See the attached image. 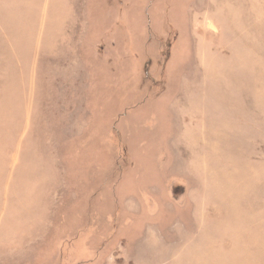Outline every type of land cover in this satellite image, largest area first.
<instances>
[{
    "label": "rangeland",
    "instance_id": "rangeland-1",
    "mask_svg": "<svg viewBox=\"0 0 264 264\" xmlns=\"http://www.w3.org/2000/svg\"><path fill=\"white\" fill-rule=\"evenodd\" d=\"M0 264H264V0H0Z\"/></svg>",
    "mask_w": 264,
    "mask_h": 264
}]
</instances>
